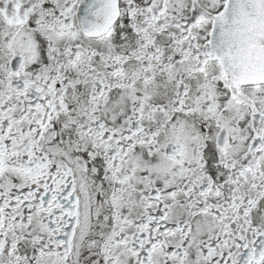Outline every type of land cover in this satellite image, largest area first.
Listing matches in <instances>:
<instances>
[{
    "label": "snow or ice",
    "instance_id": "obj_1",
    "mask_svg": "<svg viewBox=\"0 0 264 264\" xmlns=\"http://www.w3.org/2000/svg\"><path fill=\"white\" fill-rule=\"evenodd\" d=\"M0 264H264V0H0Z\"/></svg>",
    "mask_w": 264,
    "mask_h": 264
}]
</instances>
